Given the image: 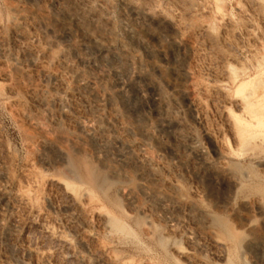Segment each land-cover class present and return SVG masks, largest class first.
Segmentation results:
<instances>
[{
    "label": "rangeland",
    "instance_id": "1",
    "mask_svg": "<svg viewBox=\"0 0 264 264\" xmlns=\"http://www.w3.org/2000/svg\"><path fill=\"white\" fill-rule=\"evenodd\" d=\"M132 5L151 20L132 14ZM69 7L76 23L67 20ZM174 29L181 40L171 39ZM92 35L102 49L87 41ZM263 62L264 0H0V264H264ZM133 81L143 99L120 90ZM43 94L61 96L52 114ZM254 100L261 104L246 105ZM158 108L178 113L181 137L157 126ZM95 115L108 133L115 128L137 144L139 134L126 129L150 122L153 139L139 149L153 157L151 184L133 168L107 195L69 179L70 162L85 178L90 170L106 177L93 143L78 138L79 119ZM191 133L197 144L188 152ZM202 168L218 176L197 178ZM143 187L161 198L140 195L136 208L124 202L122 191ZM192 208L228 221L239 244L218 247L219 229ZM106 215L135 235L108 229Z\"/></svg>",
    "mask_w": 264,
    "mask_h": 264
},
{
    "label": "bare ground",
    "instance_id": "2",
    "mask_svg": "<svg viewBox=\"0 0 264 264\" xmlns=\"http://www.w3.org/2000/svg\"><path fill=\"white\" fill-rule=\"evenodd\" d=\"M76 1V0H75ZM67 2V1H66ZM65 2V5L67 4ZM70 3V2H69ZM131 4V3H130ZM130 4H128V5H130ZM64 5V6H65ZM71 5V4H70ZM73 5V4H72ZM262 5V4H261ZM74 6V5H73ZM74 7H76V6H74ZM65 9H66V7H64ZM68 8V7H67ZM70 8V7H69ZM137 8H138V6H137ZM137 8L134 6V5H132L131 6V13L132 14H134L135 16H139L143 21H145V20H147V19H149V20H151L150 18H148V16H149V14L147 15L146 14V12H138V10H137ZM218 8V7H217ZM71 9V8H70ZM139 9V8H138ZM71 10H73L72 12H71ZM70 11L69 10H65L66 11V17H67V20H70V21H73V23L75 22L76 23V21L78 20V14H76L77 13V9H73V7H72V9H71ZM145 10V9H144ZM75 11V12H74ZM147 12H148V10H146ZM218 13L220 14L221 13V11H222V9L220 10V9H218ZM79 12V11H78ZM86 12H88V11H86ZM148 13H150V12H148ZM222 13H223V11H222ZM85 14V13H84ZM152 14V13H151ZM81 15V14H80ZM220 15H223V14H220ZM83 16V15H82ZM81 16V17H82ZM94 17V16H93ZM63 18H65V17H63ZM91 18V17H90ZM135 18V17H134ZM83 19H84V17H83ZM86 19V18H85ZM84 19V20H85ZM165 18L163 17V19H161L160 21L161 22H165V20H164ZM223 19V18H222ZM148 20V21H149ZM66 21V20H65ZM69 21V22H70ZM86 21V20H85ZM89 21V20H88ZM69 22H67V23H69ZM82 22H83V20H82ZM90 22V21H89ZM72 23V22H71ZM65 24H66V22H65ZM82 24V23H81ZM85 24V23H84ZM147 25V24H146ZM160 25V24H159ZM163 25V24H162ZM68 26H70V24L68 25ZM77 25H75V27H76ZM94 26V25H93ZM148 26V25H147ZM66 27V30H67V25L65 26ZM70 27H72V24H71V26ZM89 27V26H88ZM74 28V27H73ZM176 28V27H175ZM76 29H77V27H76ZM82 29V28H81ZM53 30V29H52ZM61 30V29H60ZM63 30H64V28H63ZM69 30V29H68ZM71 30V29H70ZM73 30V29H72ZM179 30V29H178ZM172 31H174V34H173V36L171 37V39L173 40V41H175L176 40V38L178 37H180L179 36V31H177L176 29H174V30H172ZM68 32V31H67ZM70 33H71V31H69ZM74 32V31H73ZM136 32V31H135ZM61 33V32H60ZM59 33V34H60ZM140 33V32H139ZM62 34V33H61ZM58 36H60V35H58ZM63 36V35H62ZM182 37V36H181ZM100 38V37H99ZM87 39V41L90 43V44H92L93 45V48L95 47V48H100V49H102L104 46L102 45V44H100V42L98 41V39H96L95 37H93V35L92 36H89L88 38H86ZM180 39V38H179ZM178 40V39H177ZM181 40V39H180ZM179 40V41H180ZM176 44V43H175ZM178 45V44H177ZM75 46V45H74ZM66 56V55H65ZM66 58V57H65ZM260 64H261V62L258 64V66L260 67ZM263 64H264V62H263ZM262 64V65H263ZM104 65V64H103ZM258 67V68H259ZM263 67V66H262ZM109 71V70H108ZM263 70H261V72H262ZM104 72H106L105 70H104ZM259 76H260V74H259ZM263 76V75H262ZM104 77H105V75H104ZM97 78V77H96ZM264 78V77H263ZM49 79H51V80H56V79H58L59 80V78H57V76L56 75H54V74H52V75H50V78ZM95 81V80H94ZM255 81V80H254ZM253 80H252V83H251V85H253V82H254ZM53 82V81H52ZM55 83H57L56 81H54ZM53 82V83H54ZM264 80L262 81V83H260L259 85H261V86H264ZM95 83H96V81H95ZM95 83H94V85H95ZM119 83V82H118ZM56 85V84H55ZM91 85V84H90ZM119 88H120V90L122 91L125 87H128L129 89L128 90H131V92H132V95H134L135 97H137V98H139V99H143V96H144V94H143V91H144V88L142 87V86H140V85H138L135 81H133V82H131V83H128V84H125V83H123V82H120L119 84ZM246 85H248V83H246V84H242L241 86H240V90H242V89H244V87L246 86ZM92 87H93V85H91ZM156 86V85H155ZM91 87V88H92ZM60 88L61 87H59V90H60ZM151 88V87H150ZM156 88V87H155ZM53 89H55L56 90V88H53ZM127 89V88H126ZM51 90V89H50ZM63 90V89H62ZM61 91V90H60ZM159 91V90H158ZM159 94V93H158ZM131 95V94H130ZM153 95H155V96H158V95H156V94H153ZM153 97L152 96V100H154L155 102H157V101H159L158 99H157V97ZM249 97H253V96H255V93L253 92V93H251V94H249L248 95ZM57 97H60L61 98V96H58L57 95ZM145 97V96H144ZM60 98H54V99H50V98H47L44 94L41 96V98H40V100H41V104H42V106L43 107H46L47 108V110H49L50 112H51V114H52V107H56V105H57V101H59L60 102ZM128 98V97H127ZM259 99V98H258ZM39 100V101H40ZM131 100H133V99H131ZM256 100V99H255ZM254 100V102L252 103V101H250L249 103H247L246 105H252V106H254V105H256V104H261L260 102L258 103V101L256 102ZM130 101V100H129ZM263 101V100H262ZM58 102V103H59ZM140 102V101H139ZM144 102V101H143ZM135 104H136V102H134ZM56 104V105H55ZM113 104V103H112ZM116 104V103H115ZM114 104V105H115ZM138 104V103H137ZM109 105H110V103H109ZM164 105V104H163ZM166 105V104H165ZM162 106V105H161ZM160 106V107H161ZM164 107V106H163ZM140 108H141V106H140ZM135 110H136V108H134ZM138 110H139V107L137 108ZM165 108H163V109H156V111H157V114H156V116L158 115V117H159V119H158V123H157V126L159 127V128H161L162 130L164 129L165 130V128H173L172 130H173V133L175 134V136L176 137H181L182 135V122H181V120L179 119V118H177V116H175V115H177V114H175L173 111L171 112V111H165L164 110ZM263 109H264V107H263ZM46 110V111H47ZM97 110V109H96ZM175 110V109H174ZM177 110V109H176ZM136 112V111H135ZM137 113V112H136ZM102 114V113H101ZM139 114V113H138ZM264 115V114H263ZM262 115V116H263ZM100 116V115H99ZM142 116V115H141ZM139 117V116H138ZM100 119V117H98V115H95L93 118H91V119H86V120H83V119H79V121L77 122L78 123V130L80 131V133H81V136H79L78 138H80L82 141H83V143H84V140H86V142H87V140L88 141H91V142H87V144H89L90 143V145H91V143H93L92 145L93 146H91L92 148H93V155H92V157H93V159L95 158L96 159V161L95 162H97L98 161V163L100 164V165H102L103 166V168L105 169V170H107V173H106V177L104 176V178L102 179V177L99 175V174H96L95 172H91V170H90V172H89V175H88V177H84L83 175H82V173H81V170H80V168H79V166L78 165H76L74 162H70V165H69V169H68V172H69V175H70V178L69 179H73V180H77V182H85V183H87V184H90L91 186L93 185L95 188H97L103 195H107V193H110L108 190H109V186L111 185V184H113V183H115V182H119V181H122L121 179H125V178H128L129 176H130V172L132 173L134 170H135V173L136 172H138L140 175H142L143 177H144V179L145 180H147V181H154V179H156V173L154 172V166H153V163H154V160L152 159V158H148V157H146V155L145 154H147L146 153V151H144V153L145 154H143L141 151L142 150H140L139 149V146H146L147 144H148V140L152 137V136H154L153 134H152V132H151V128H150V126H148L149 124H150V122H149V124L147 125V123H146V121H145V123L146 124H142L143 122V119H137L138 121V123H139V121H141L142 123L140 124H138L137 126H132V127H130V128H127L126 129V127H125V129H126V132L127 133H131L132 134V132H133V134H134V132H136L135 133V135L137 134H139V136H140V142L141 143H135V142H132L127 136H125V135H122L119 131H117V130H115V128H114V130H112V133L110 134V133H108V130L106 131V126H103V125H101L102 124V121H101V123H100V121H99V119ZM141 118V117H140ZM143 118H145V117H143ZM181 118V117H180ZM198 117H196V115L194 116V120L195 121H198V119H197ZM147 119V118H146ZM260 119V124H262V125H264V118H259ZM101 120V119H100ZM193 120V121H194ZM136 122V121H135ZM110 123V122H109ZM197 123V122H196ZM107 124V123H106ZM155 126V125H154ZM186 126V125H185ZM184 128V127H183ZM108 129V128H107ZM124 129V130H125ZM170 129V130H171ZM167 130V129H166ZM171 130V131H172ZM108 133L107 135L105 134L106 132ZM189 131H191V130H189ZM189 131H187V133L189 132ZM105 132V133H104ZM110 132V131H109ZM263 133H264V131H263ZM131 136V135H130ZM195 136V135H194ZM78 138H77V140H78ZM138 139V140H139ZM153 138H151L150 140H152ZM155 142V141H154ZM182 142H183V139H182ZM197 143H196V139L193 137V134L191 133V135H188V136H186V139H185V144H184V146H185V148L186 149H188V152H189V150H194V147H195V145H196ZM78 145H81V144H77V146ZM83 145V144H82ZM166 145V144H165ZM169 148H172V147H170L169 145H167ZM81 147V146H80ZM165 147V146H164ZM177 148V147H176ZM184 148V149H185ZM60 149V151H62V149L61 148H59ZM168 149V148H167ZM182 150V149H181ZM78 151L80 152V153H82V152H84L82 149H78ZM167 151V150H166ZM195 151V150H194ZM64 151H62V153H63ZM194 153V152H193ZM199 153V152H198ZM64 154V153H63ZM86 154V153H85ZM173 155H176V152L175 151H173V153H172ZM200 154V153H199ZM65 155V154H64ZM68 155H69V153H68ZM204 155V154H203ZM148 156V155H147ZM180 156V155H179ZM202 155H200L199 156V158L201 157ZM68 157V156H67ZM79 157V156H78ZM205 156H202V159L204 158ZM198 158V157H197ZM200 160V159H199ZM206 160V159H205ZM207 161V160H206ZM206 161L204 162V164L207 166V168H208V165H209V163H208V165H207V163H206ZM201 163H203V160H202V162ZM182 165V164H181ZM86 166V165H85ZM86 167H88V166H86ZM85 167V168H86ZM131 168H133L134 170L133 171H131L130 169ZM200 168V167H199ZM207 168H202L201 170L202 171H198V172H196V175H197V178H198V174H200L201 172L203 173V172H207L208 173V175L211 177V179L213 178V180H215V178L218 176V174H217V172L215 173L214 171H212L211 172V170L210 171H207ZM91 169V168H90ZM203 169H204V171H203ZM198 170V169H197ZM87 173V172H86ZM99 175V176H98ZM132 175V174H131ZM202 175V174H201ZM205 175V174H204ZM216 176V177H215ZM68 177V176H67ZM66 177V178H67ZM131 177V176H130ZM133 177V176H132ZM142 177V178H143ZM206 177H208V176H206ZM69 179H66V180H64L63 181V179L61 180L62 182V184L65 186V188L67 189V191L70 193V194H72V195H74L75 197L76 196H78L77 195V193H76V189H75V186L70 182V180ZM201 179V178H200ZM209 179V178H208ZM152 181L150 182V184L152 183ZM159 182V181H158ZM214 182V181H213ZM126 183V182H125ZM79 184V183H78ZM235 184H238V183H235ZM154 185V184H153ZM182 186V185H181ZM144 188V187H143ZM179 188V187H178ZM78 189V188H77ZM153 189V188H152ZM150 190V188H148V187H145L143 190H141V188H140V193L141 194H139V193H137L135 190H127V191H122V193H121V196H122V198L124 199V202H126L127 203V205H129V206H131V207H137V205L138 204H140L139 203V201H140V198H139V196L140 195H143V196H145V197H147V198H149L152 202H154V201H156V197H159L158 195H160V198H161V192H157V193H155V191H153V190ZM97 190V191H98ZM137 190V189H136ZM237 190V189H236ZM79 191V190H78ZM167 191V190H166ZM95 192V191H94ZM168 192V191H167ZM171 192V191H170ZM75 193H76V195H75ZM82 193V192H81ZM161 193V194H160ZM185 194V193H184ZM80 195V194H79ZM84 195H86V196H88V197H90L91 198V200H92V195H90V193H89V191H87V189L84 191ZM157 195V196H156ZM82 196V195H81ZM164 196H168V194L167 195H165L164 194ZM79 197V196H78ZM95 197V196H94ZM103 197V196H102ZM107 197V196H106ZM109 197V196H108ZM121 198V197H120ZM162 198H164V197H162ZM158 199V198H157ZM166 199V198H165ZM167 199H168V197H167ZM78 200H79V198H78ZM123 202V203H124ZM164 202H166V201H164ZM219 203V202H218ZM216 204V203H215ZM168 205V204H167ZM160 206H161V204H160ZM160 206H159V208H160ZM186 207V206H185ZM218 208H219V206H217ZM264 207V206H263ZM162 208H166V206H165V204L163 205L162 204ZM178 208H180V207H178ZM177 208V209H178ZM167 209V208H166ZM181 209V208H180ZM188 209V208H187ZM193 210H194V212H195V215H196V217H198V219L200 220V223H201V221H202V223H204V224H208V225H210L211 226V224H212V226L214 225V227L216 226L218 229H219V232H220V234H218V233H214V235H213V238L212 239H214L215 240V243L217 244V246L218 247H220V248H225V246H226V244L225 243H228V244H231V245H233V246H237L238 244H239V242H240V238H239V235L237 234V233H239V232H236V233H234V232H232V231H230L229 230V228H228V225L225 223V220H224V222H222L223 221V218L220 220L219 218H218V216L217 217H215L214 216V214L212 215L211 213H209V212H207V211H203V210H200V209H196V208H192ZM164 210V209H163ZM167 211H169V209L167 210ZM167 211H165V212H167ZM105 214H108V213H106L105 212ZM128 214V213H127ZM176 214V213H175ZM129 215V214H128ZM130 217V216H129ZM149 217V216H148ZM177 217V216H176ZM224 217V216H223ZM146 219V218H145ZM122 220H124V219H122ZM104 222L106 223V225L109 227H107L108 229H111L112 228V231H113V229H115V230H117V231H121V232H127L128 234H133L132 236H134L135 235V233H134V231L132 232V233H129L130 232V230H131V228L130 229H128V227L126 226V224H125V222H123V221H121L120 219H117L116 217H112V216H110V215H106L105 216V220H104ZM150 222V221H149ZM149 222H144V223H146V226L147 227H151V223H149ZM155 225V224H154ZM245 225V224H244ZM250 225L251 224H247L246 225V227L249 229V227H250ZM139 226V225H138ZM209 226V227H210ZM174 226H172V228H173ZM176 227V226H175ZM211 228V227H210ZM231 228V227H230ZM213 229V228H212ZM233 229V228H232ZM144 230V229H143ZM147 230V229H146ZM146 230H144V231H146ZM208 230V229H207ZM211 230V229H210ZM209 230V231H210ZM212 232V234H213V231H211ZM124 234V233H123ZM127 234V235H128ZM147 234H148V232H147ZM211 234V233H210ZM126 235V234H125ZM149 235V234H148ZM151 235V234H150ZM149 235V236H150ZM166 241V240H165ZM190 241H191V243L193 244V246H195V247H199L198 246V243L196 242V240L195 239H193L192 237H190ZM161 243H162V241H161ZM165 244V243H164ZM215 246V245H214ZM178 249H180V248H178ZM227 249V248H226ZM193 250H194V248H193ZM183 251V253H184V251L185 250H182ZM198 251V250H197ZM175 252H177V251H175ZM188 253H185V254H183L184 256H186V258H190V257H193L194 255H193V253L191 252V253H189V251H187ZM199 252V251H198ZM223 252V251H222ZM226 252H228V251H226ZM221 254V253H220ZM198 255H200V254H198ZM225 255V254H224ZM228 255H229V253H228ZM221 258V257H220ZM228 259H230L231 257H227ZM190 260V259H189ZM231 260V259H230ZM199 261V260H198ZM227 261H229V260H227ZM232 261V260H231ZM231 261H229V262H231ZM202 262V261H201ZM147 264V263H146ZM149 264H152V262L150 261L149 262ZM153 264H155V263H153Z\"/></svg>",
    "mask_w": 264,
    "mask_h": 264
}]
</instances>
